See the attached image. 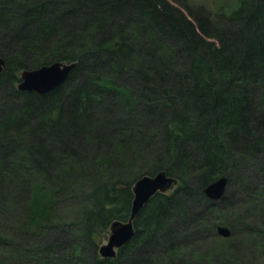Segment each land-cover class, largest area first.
Returning <instances> with one entry per match:
<instances>
[{
    "label": "trees",
    "instance_id": "obj_1",
    "mask_svg": "<svg viewBox=\"0 0 264 264\" xmlns=\"http://www.w3.org/2000/svg\"><path fill=\"white\" fill-rule=\"evenodd\" d=\"M0 57V264H264V0H0ZM54 61H76L59 86L16 87ZM251 167L237 206L205 194ZM161 170L177 183L100 257Z\"/></svg>",
    "mask_w": 264,
    "mask_h": 264
},
{
    "label": "water",
    "instance_id": "obj_2",
    "mask_svg": "<svg viewBox=\"0 0 264 264\" xmlns=\"http://www.w3.org/2000/svg\"><path fill=\"white\" fill-rule=\"evenodd\" d=\"M4 60L0 57V72ZM75 62H53L32 70L21 72L22 80L18 83L21 90H35L38 93H45L59 86L68 76V73L75 66ZM177 179L167 175L165 171H158L155 174H145L139 177L132 186L133 198L131 201L130 212L126 220H113L109 225V234L104 243L98 247V253L102 257H114L116 250L123 246L133 235V219L144 206V204L156 192H166L175 184ZM227 178L221 176L210 182L204 192L211 199L220 198L226 188ZM217 232L222 236H228L230 229L227 226H217Z\"/></svg>",
    "mask_w": 264,
    "mask_h": 264
},
{
    "label": "rangeland",
    "instance_id": "obj_3",
    "mask_svg": "<svg viewBox=\"0 0 264 264\" xmlns=\"http://www.w3.org/2000/svg\"><path fill=\"white\" fill-rule=\"evenodd\" d=\"M191 2L203 6L205 9H207L211 13H215L216 10H219L221 8H225L226 10L232 9L236 5L237 0H191ZM259 166H262L260 162H259V165L255 166V169H258ZM251 170H252V167H251ZM259 175H260V172H256V171L254 172V170H252L248 178L245 181L247 185L243 186V188L241 189V187H239V184H238V182H240V179L238 178L237 174H234L233 176H236V177L232 178V180L228 183V186L224 194L228 198L227 199L228 201L226 200L225 203H222L219 205L227 208V203L233 201L232 204H228L229 208H233L237 206L239 201H243V200L245 201L246 199H248L249 192L257 186L259 181L261 182L262 178H260ZM243 178H245V176H243ZM108 232L109 230L107 229V234L101 240V243L106 241Z\"/></svg>",
    "mask_w": 264,
    "mask_h": 264
},
{
    "label": "bare ground",
    "instance_id": "obj_4",
    "mask_svg": "<svg viewBox=\"0 0 264 264\" xmlns=\"http://www.w3.org/2000/svg\"><path fill=\"white\" fill-rule=\"evenodd\" d=\"M227 184V183H226Z\"/></svg>",
    "mask_w": 264,
    "mask_h": 264
}]
</instances>
